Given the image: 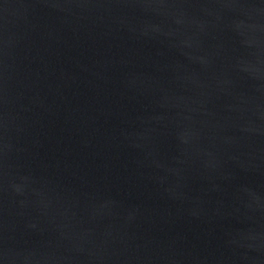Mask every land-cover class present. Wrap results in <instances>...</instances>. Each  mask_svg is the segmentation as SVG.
Wrapping results in <instances>:
<instances>
[{
  "label": "water",
  "instance_id": "obj_1",
  "mask_svg": "<svg viewBox=\"0 0 264 264\" xmlns=\"http://www.w3.org/2000/svg\"><path fill=\"white\" fill-rule=\"evenodd\" d=\"M0 264H264V0H0Z\"/></svg>",
  "mask_w": 264,
  "mask_h": 264
}]
</instances>
